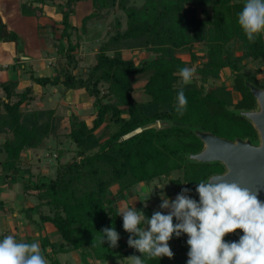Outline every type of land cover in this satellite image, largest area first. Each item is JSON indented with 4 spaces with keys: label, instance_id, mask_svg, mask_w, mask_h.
<instances>
[{
    "label": "trees",
    "instance_id": "obj_1",
    "mask_svg": "<svg viewBox=\"0 0 264 264\" xmlns=\"http://www.w3.org/2000/svg\"><path fill=\"white\" fill-rule=\"evenodd\" d=\"M80 1L86 0H30L22 5V12L40 17L45 5L60 6L62 28L53 35L58 40L53 44L62 59L59 68L52 76L37 75L33 70L30 76L43 87L85 89L92 98V123L72 111L67 137L73 148L57 150L58 163L49 174L35 172L31 163L23 159V152L42 149L50 137L60 142L64 117L55 108H28L36 96L32 86L17 91L16 80L0 82L5 93V98L0 97V155H4L1 165L5 179L21 173L28 177L23 183L24 193L37 192L38 203L22 209L27 222L51 223L62 237L60 242H54L48 234H41L39 245L44 257L75 250L84 264H94L90 259L107 262L141 255L127 244L130 234L123 229L117 206L118 201L133 195L135 186L179 172L170 181L177 188H188V195L198 200L197 183L223 170L220 164L187 162L186 153L203 147L191 126L233 139H257L253 125L233 109H249L256 104L245 84L246 76L257 85L264 84L244 70L245 59L235 53V46H241L252 61H264V40L259 34L255 42H250L239 26L243 0H143L141 4L132 0H90L97 9L90 18L107 19L120 10L127 20L123 26L121 18L114 17L110 31L97 48L95 62L76 73L81 68V37L73 38L78 28L71 17ZM0 39L20 40L1 13ZM126 50H143L153 56L137 60L135 54L126 56ZM184 50L189 51V60L177 54ZM194 64L192 80L184 84L179 71ZM228 72L232 83H218ZM137 76H146L142 85L146 99L134 95ZM181 90L187 100L182 115L176 110ZM159 120L170 124L159 127ZM138 129L141 130L135 132ZM65 153L72 155L63 161ZM148 199L144 195L136 209L151 217L152 208L145 204ZM106 227H115L120 235L115 248H110L107 241L101 243V230ZM231 235L225 240L234 241ZM173 238L178 240L179 249L172 250V259L145 258V264H186L188 237L181 234ZM17 241L34 242L29 236ZM52 262L59 263L58 259Z\"/></svg>",
    "mask_w": 264,
    "mask_h": 264
},
{
    "label": "clouds",
    "instance_id": "obj_2",
    "mask_svg": "<svg viewBox=\"0 0 264 264\" xmlns=\"http://www.w3.org/2000/svg\"><path fill=\"white\" fill-rule=\"evenodd\" d=\"M238 24L250 42L264 34V0H245ZM179 75L188 84L194 70L184 67ZM177 100L176 110L182 115L187 104L183 90ZM188 192V188H183L174 200L162 194L159 207L167 209V213L155 211L147 217L134 206L121 210L123 229L130 234L127 244L141 254L125 259L131 264H145V258L172 259L169 241L174 235L186 234L189 249L186 264H264V201L259 199L258 192L235 181L215 179L197 183L198 200ZM237 230L243 233L238 240H225ZM101 233V243L107 241L110 248L118 246L120 235L115 227H106ZM0 264H48V261L38 242H18L13 235H6L0 239Z\"/></svg>",
    "mask_w": 264,
    "mask_h": 264
},
{
    "label": "rangeland",
    "instance_id": "obj_3",
    "mask_svg": "<svg viewBox=\"0 0 264 264\" xmlns=\"http://www.w3.org/2000/svg\"><path fill=\"white\" fill-rule=\"evenodd\" d=\"M20 1H24L23 3L21 2V6L24 3L29 2V0H20ZM9 2H11V0H9ZM132 2H137V4H141L143 2V0H132ZM6 3L7 2H5L4 0H0V8H2L4 11L6 10ZM54 6L56 7V13L59 15V19H60L62 17V12H61L62 10H61L60 6H58V5H54ZM19 11L21 12L20 13L21 18L23 17L25 21H23L21 19H16V26L20 25L18 27L19 31H21L22 27H23V29H25L24 34L26 36H28V39L30 41H33L32 45H31L30 53L32 55H35V57H39V53H40V55H42L45 58L44 59L45 64H48L47 57H48V53H49L48 52L49 48L47 49V45H49L48 43H50L52 40L53 41H58V40L57 39L54 40V37L51 40V38L46 37V36H41L39 39V35H37V33L41 34L43 32L42 31L43 26L41 24L39 25L40 30L37 31V20L39 19V17L34 15V14H28V15L26 13L24 14L22 12V9ZM93 12H97V9L92 7V2L90 0L80 1L75 5L74 14L71 17V21L74 24H77L76 26L78 28L77 30H75L73 32V38L81 37V41H80L81 47L79 49V56H78L81 58L80 59L81 60V62H80L81 68H79L78 71H80V69H81V71L85 70V68L88 65L93 64V62H95L94 57H95V54L97 52V48L101 44L102 39L106 38V33L110 31L111 26H112L111 21L114 20L115 16H119L121 18L123 26L126 25V20H127L126 15L124 12H122L120 10H115L114 13H111L109 18L102 19V20H98L96 18H90L89 15L92 14ZM57 22L58 21H56V23ZM84 26L86 27V29L84 28ZM48 28H49V26H48ZM11 31H15L17 33V31L13 28H11ZM25 51H26L25 47H20V53H21L20 57L28 56L27 54H25L26 53ZM199 53H201V52H199ZM235 53L244 57V59H245L244 60V62H245L244 70L249 75H256V77L260 80V82L264 84V61H252V59L249 56H246L244 49L241 48V46L240 47L235 46ZM134 54L137 55V57H136L137 60H141V59L153 56L152 53H147L144 51H142V52L141 51L135 52V50H133V51L132 50H126L125 51L126 56H132ZM177 54L185 60L190 59L189 51H185V50L179 51ZM57 59H58L57 61L60 62L61 57L58 56ZM195 67H196V64H194V66H192L191 69L194 70ZM259 67H261L262 69L260 71H256L257 68H259ZM145 79H146V76L145 77H140V76L134 77V82H133V85L135 88L134 95L137 99L142 100V99L147 98L142 92V85H143V82L145 81ZM198 82L201 83L200 80ZM217 82L218 83L225 82V83L231 84L232 83L231 72L225 73L223 78L219 79ZM209 86H210V84H206V87H209ZM36 102H37V100H35L33 102L34 106H36V104H35ZM66 110L64 109L62 111L63 114H65V116H67ZM70 110H73V109H70ZM93 112H94V109L91 108L88 111L81 112L79 114L84 116V119H86V121L91 124L93 118L95 117ZM59 113H61V112H59ZM156 125L159 126V124H157V123H156ZM69 126H70V120L66 118L65 124L63 123V127H61V129H60V134H61L60 142H58L54 137H50V138L45 140L44 147L42 148V152H41V156H40L41 162L43 164L42 172L44 174H49L50 171H53L55 169V166L58 163V159L55 157L57 150H59L60 148H63V150H69V149L73 148L74 145L70 142V140L67 137V133L69 132V128H70ZM223 137H226V136H223ZM227 138H229V137H227ZM230 139H233V138H230ZM67 152H69V151H67ZM71 155H72V153H65L64 157H63V161L69 159L71 157ZM3 158H4V155H0V160H2ZM24 164H26V163L24 162ZM38 168H40V166ZM179 174L180 173L177 172L173 176H171L170 178H176L179 176ZM170 178H165L164 180H157L156 179L150 184H145V183L138 184L137 186H135L132 189L133 195L132 194L129 195L128 199H126V200H122V201L120 200L117 202L118 209L121 211L125 207L130 208L132 206H134L136 208L138 206L140 200L142 198H144V195H146L149 199L145 204H148L151 206L153 213L155 211H168L167 209H160V207H159V205L162 202L161 201V195L164 194L167 198L174 200L176 198V196L178 194H180L181 190L183 189V187L177 188L175 186V184L172 181H170ZM25 181H27V180H25ZM25 194H27V196H25L23 198V200L19 201V202H21L20 205L22 207H23V205H25V206L28 204L29 205L30 204L36 205L38 203L39 200L37 198V195H36L37 192L36 191H34V192L31 191V192L25 193ZM25 208H27V207H25ZM45 210L48 211V208H46ZM10 212L12 213V211L10 209L8 211L4 210V209H0V236L4 235L2 233L5 230H8V232L10 233L11 230H9V226H12V227L14 226V223H12V221H10V220H8V222L10 223L9 226L5 223L7 216H12V215H9ZM19 212L22 213L23 211L20 210ZM12 218H14V217H12ZM24 223H23L24 225H22V226L26 228L27 233H29L32 228L34 229V227H29L26 224V222H24ZM19 225H21V224H19ZM49 230H51V231H49ZM42 231H43V233H45L47 231V229H43ZM48 232H49V236H52L53 235L52 233H56L58 236H61L52 227H50V229H48ZM23 237H24V235H23ZM231 237L233 240L239 239V237L235 233L232 234ZM57 240L59 241V239H57ZM169 246L171 247V249L173 251L179 249L178 240L175 238H172L169 241ZM188 250H186L184 253L186 255V257H188L187 256ZM74 257L77 258L78 260L82 259L81 255H80V253H78V251H74ZM54 258L58 259L59 264L60 263L65 264V263H69L71 261H74L72 256L70 257V255L67 256V255L61 253V254H56V255L53 254L50 257H46L48 264H53L52 259H54ZM125 258L126 257H122L118 260H111V261L103 262V264H131V262ZM96 262L97 261H95L94 264H96Z\"/></svg>",
    "mask_w": 264,
    "mask_h": 264
},
{
    "label": "crops",
    "instance_id": "obj_4",
    "mask_svg": "<svg viewBox=\"0 0 264 264\" xmlns=\"http://www.w3.org/2000/svg\"><path fill=\"white\" fill-rule=\"evenodd\" d=\"M4 1L7 2L6 10L4 11L2 8H0V13L3 18V21L7 24L10 30L11 28H13L17 31V34L20 40L19 42H15V41H6V40L0 39V82H5L11 79L16 80L18 82L17 88H16L17 91H23L25 88L32 86L34 89V94L36 96L32 101H30L27 107L28 108H34V107L55 108L57 114L63 115L64 124L66 122V118L69 119V115L70 113H72L73 110L77 113H81V112H86L89 109L93 108L92 98L89 96V94L86 92L85 89L65 90L60 85L43 87L42 85L35 83L31 79L30 73L32 70L37 75L52 76L59 68L60 62L57 61L58 53H57L56 47L54 46L53 40H52L53 35H58L60 29L62 28V25L59 23L61 18L59 19V15L56 13V7L54 5H45L44 14L40 16L39 19L37 20V31L40 30L39 28L40 24L43 26V30H42L43 34L37 33V35H39V39L41 36H46V37L51 38L52 40L50 43H48L49 45H47V49L49 48L48 49L49 53L47 57L48 64H45L44 62L45 58L42 55H40V53H39V57H35V55H32L30 53L31 45L33 41H30L28 39V36L24 34L25 29H23L22 27V30L19 31L18 27L20 25L16 26V19H21L25 21L23 17L21 18V14H20L21 12L19 11L22 9L21 2L23 3L24 1H20V0H16V1L11 0V2H9V0H4ZM34 4L39 5V3H34ZM56 21L58 22L56 23ZM20 47H25L26 49L25 54H27L28 56L20 57L21 55ZM137 51H140V50H135V52ZM94 60H95V57H94ZM78 70L79 69H77L75 72L78 73L79 72ZM0 97L5 98V93L1 87H0ZM15 99L16 98L13 97L12 101H14ZM35 100H37V102L35 103L36 106L33 105V102ZM64 109L65 110L67 109L66 111H67L68 117L65 116V114H63L62 111ZM70 109H73V110H70ZM63 123H62V127H63ZM2 137L3 135H0V140L2 139ZM41 152H42V149H38V150L33 149V150H25L22 154V157L25 160V162L31 163V165L33 166V170L35 172L38 171L39 169L40 170L43 169L42 168L43 164L40 159ZM2 160H0V174H1L0 204H5L12 211V213L10 212L11 214L9 213V215H12V216H7L5 223L8 226L10 224L8 220L14 223L13 227L9 226V230H11L10 233L8 232V230H5L2 234H4V236L13 235L17 240H23V241L26 240L29 236L31 237L32 240H34V242L39 243L41 234L49 235L48 229H50V227H52L54 230L56 229L51 223H45L44 225L29 224L25 217V213L19 212L20 210L23 209V207L25 208V207H29L32 205V204L30 205L28 204L26 206L23 205L22 207L20 205L21 202H19L23 200L25 196H27V194H25L23 191V182L25 180H28V177L27 176L23 177V175L19 173L17 176H11L9 177V179H5V175L2 172V165H1ZM39 166L40 168H38ZM0 209H4L7 211L9 210V209H5L4 207H0ZM24 222H26V224L29 227H34V229L32 228L30 232L27 233L26 228L22 226L25 224ZM43 229H47V231L43 233L42 231ZM52 234H53L52 235L53 237L49 236L51 241L60 242L62 240L61 236H58L56 233H52ZM57 239H59V241ZM74 251L62 253L67 256L70 255V257L72 256L74 259V261H71L65 264H84L82 259L78 260L77 258L74 257ZM90 262L95 263L93 259H90ZM96 264H103V262L97 261Z\"/></svg>",
    "mask_w": 264,
    "mask_h": 264
},
{
    "label": "water",
    "instance_id": "obj_5",
    "mask_svg": "<svg viewBox=\"0 0 264 264\" xmlns=\"http://www.w3.org/2000/svg\"><path fill=\"white\" fill-rule=\"evenodd\" d=\"M243 1L245 3V0ZM262 35L264 40V34ZM245 84L251 90L256 104L253 108L233 109V111L253 125L257 139L241 136L230 139L200 126H191V130L201 140L203 147L197 152L186 153V159L189 163L220 164L223 170L213 172L206 180L238 182L258 192L259 199L264 201V86L257 85L248 76L245 77ZM157 124L161 127L170 122L159 120ZM0 207L9 209L5 204H0ZM235 234L240 237L243 233L237 230Z\"/></svg>",
    "mask_w": 264,
    "mask_h": 264
}]
</instances>
